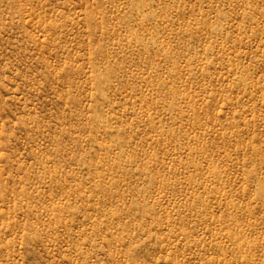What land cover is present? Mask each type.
<instances>
[{
    "label": "rangeland",
    "instance_id": "obj_1",
    "mask_svg": "<svg viewBox=\"0 0 264 264\" xmlns=\"http://www.w3.org/2000/svg\"><path fill=\"white\" fill-rule=\"evenodd\" d=\"M0 264H264V0H0Z\"/></svg>",
    "mask_w": 264,
    "mask_h": 264
}]
</instances>
